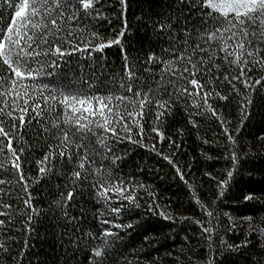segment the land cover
I'll list each match as a JSON object with an SVG mask.
<instances>
[{
    "label": "snow or ice",
    "instance_id": "snow-or-ice-1",
    "mask_svg": "<svg viewBox=\"0 0 264 264\" xmlns=\"http://www.w3.org/2000/svg\"><path fill=\"white\" fill-rule=\"evenodd\" d=\"M130 5L131 0H0V173L12 177L0 179V185L4 186L0 187V208L5 210L0 216L11 223L15 209L8 201L14 198L23 205L20 211L24 214V227L31 233L35 218L42 214L33 204L36 199L33 192L42 187V180L47 183L53 176H62L66 194L60 191L49 210L56 211L58 219H63L66 225L79 229L66 234L75 235L70 243L77 250L86 249L88 264H104L112 247L109 241L122 238L120 233L104 228L105 225L123 229L127 235L144 222L146 214L138 213L139 221L131 218L127 222L114 221L130 217L142 207L148 209L147 214L163 220L177 219L168 211L167 204L156 202L151 185L128 179L147 176V165L142 169L140 163L132 161L133 170L116 176L117 183L110 182L113 172L127 168L130 163L125 159L127 149L118 146L131 144L172 168L182 192L195 200V205L189 206H198L203 213L201 219L182 216L180 220L198 226L209 251L204 264H219L214 254L223 257L252 243L247 235L241 245L229 243L218 234L221 214L217 201L223 203L230 181L239 174L241 156L251 152L252 145L244 142L242 128L252 117L257 96L264 92V0H176L174 14L153 22L154 32L158 28L159 33L169 37L168 48L161 47L156 54L150 47L143 63L129 48ZM184 8L188 9V16H184ZM104 20L112 25L110 33L107 27L100 31V22ZM113 21L120 28H115ZM73 23L75 27L70 28ZM74 33L86 34V39H77ZM113 46L117 48L121 70L113 75L112 87L105 86V95L94 92L90 95L93 90L91 87L85 90L82 78L78 86L61 85L64 75L61 62L71 58L73 52L94 50L103 54ZM92 59L99 61L101 56ZM257 67L260 75L253 80L252 71ZM217 82V86L226 85L223 94L213 87ZM238 83L242 87H237ZM209 100L228 103L214 108ZM182 101L189 117L193 111L201 117L210 113L223 141L218 148L223 151L221 159L227 166L224 179H216L211 172L204 173L216 183V188L211 190L216 199L207 206L200 198L203 194L185 179L191 173L183 171L178 159L174 160L157 146L166 142L169 150L180 149L173 136L182 135V129L173 132L174 121L165 127V120L175 116V109ZM233 104L240 114L239 123L230 126L227 116L231 113L221 112L219 108ZM191 122L195 123V119ZM256 140L264 142V135ZM37 151L39 156L35 155ZM202 155L205 161L212 159L206 153ZM9 186L11 190H6ZM136 188L144 189L151 203L142 206ZM74 194L87 196L78 217L69 211V201L79 204ZM4 196L7 201L3 200ZM244 199L264 203L255 194H246ZM91 202H95L93 218L101 226L103 247L93 245L91 241L96 236L81 227V221L89 215L86 204ZM222 215L228 218L224 231H235L233 217L227 212ZM204 216L207 223L202 222ZM243 220L247 222L248 232L264 241V226H261L264 218L260 224H255L251 216ZM4 226L5 219H0V231ZM15 239L9 236L0 241V254L13 264H21L24 251L18 250L16 256H10ZM149 240L150 236L146 235L144 241ZM28 246L25 239L23 247Z\"/></svg>",
    "mask_w": 264,
    "mask_h": 264
},
{
    "label": "trees",
    "instance_id": "trees-1",
    "mask_svg": "<svg viewBox=\"0 0 264 264\" xmlns=\"http://www.w3.org/2000/svg\"><path fill=\"white\" fill-rule=\"evenodd\" d=\"M175 2L176 0H131L130 9L127 13L131 24V28L127 32L130 37L128 43L133 54L142 58L141 63L144 62V54L150 47H153L156 54L160 53L161 47L168 48L169 37L159 33L158 28L154 32L153 22L162 20L168 14H174L176 12ZM172 5L173 7H171ZM5 14L7 15V13ZM183 14L184 16L189 15L187 8H184ZM140 17H143V19L141 20ZM113 24L117 29L121 26L116 21H113ZM69 27L74 28L75 23ZM99 27L101 32L104 31L105 27L108 28L109 33L112 31V25H109L107 20L101 21ZM173 31L176 32L175 29ZM137 34L143 39H139ZM74 35L77 34L74 33ZM77 39H86V34L77 35ZM97 55L101 56L99 61L92 59ZM216 62H220L218 57ZM174 67L179 68L180 66L174 65ZM61 68L64 74L60 82L61 85L78 86L82 78L85 90L89 87L93 90L89 92L90 95L93 92L96 95H105V86L112 87V77L114 74L118 75L120 73L121 64L120 57L117 55V48L113 46L103 54H98L94 50H87L83 53L73 52L71 58L67 59L66 62H61ZM260 71L258 67L252 71L253 80L259 78ZM218 83H214L213 87L223 94L226 85L219 84L217 86ZM237 87H242V85L238 83ZM209 103L216 108L218 105H226L228 102L218 101L217 104L209 100ZM219 111L231 113L227 116V119L231 121L230 126L239 123L240 114L234 104L228 108L221 107ZM252 113V117L245 122L246 125L242 128L244 142L252 145L250 155L241 156L239 174L230 181L231 186L222 198L223 203L217 201L219 214H221V225L218 234L222 235L229 243L241 245L245 235H247L252 243L247 246L242 245L239 252L226 253L223 257L218 253L214 254L219 264H264V241H260L259 236L250 234L247 222L243 220V217L251 216L254 218L255 224H260L261 219L264 218V203H255L244 199L246 194H255L261 200H264V142L256 140L258 136L264 135V92L257 96ZM193 118L195 123L191 122ZM170 121H174L171 124L173 132L177 128L182 129V135L173 136L180 145V149L169 150L166 142L157 146L163 148L164 152L174 160L178 159L183 171L191 173L185 179L194 185L197 192L203 194L200 198L207 206L212 200L216 199L211 191L216 188V183L214 179L205 176L204 173L211 172L213 177L222 180L224 179V169L227 167L221 159L223 151L218 148V144L223 142L220 129L210 113L201 117L193 111L192 117H189L183 101L175 109V116L168 117L165 120V127L168 126ZM205 140H208L209 143L205 144ZM118 147L121 150L127 149L125 159H128L130 163L127 168H122L119 172H113V179L110 182L117 183L116 176H123L125 172L133 170L132 161L140 163L142 169L144 165H147V176L138 175L135 178L129 177L128 179H138L145 186L151 185V190L156 194V202L167 204L169 206L168 211L177 219L172 222L163 220L157 216L147 214L148 209L142 207L132 213L130 217H121L114 221V223H119L122 220L127 222L129 218L139 221L140 216L138 213L143 212L146 214L144 222L137 226L135 230H129L127 235H124L123 229H115L111 225H105L104 228L120 233L122 238L114 242L109 241L112 247L108 249L109 255L105 258L104 264H153L154 261L157 264H204L209 256V251L201 233L198 231V226L180 220L182 216H188L194 220L201 219L203 213L198 206H189L190 203L195 205V200H190L182 192V185L172 168L161 159H151L144 149L131 144H123ZM245 151L247 152L249 149L245 148ZM203 153H206L212 159L205 161ZM121 154H123L122 151ZM35 155L39 156V151ZM4 163L7 166V162ZM0 179L10 180L12 177L0 173ZM64 183L62 176H53L47 183L42 180L40 182L42 187L33 192L34 197H36L33 204L41 210L42 214L35 218L31 233H28L24 227L25 218L20 211L23 205L22 203L17 204L14 198L8 201L15 209L11 217V223L6 217L0 216V219H5L3 231H0V241L9 236L16 237L15 241L11 243L10 256H16L18 250L24 251L25 255L21 264H88V259L85 256L86 249L83 251L77 250L70 243V239H75V235L69 237L66 234L69 231L76 233L79 229L66 225L63 219H58L56 211L49 210V205L58 198L60 191H65L66 194L67 190L63 188ZM56 185L61 187L57 188ZM0 187L4 186L0 185ZM6 190H11V186ZM135 192L142 206L146 202L151 203V198L148 197L144 189L136 188ZM7 199L6 196L3 197V200L7 201ZM74 199L79 201V204L73 205L72 201H69V211L73 216L78 217L80 205L85 204L87 196L81 197L74 194ZM37 201L39 202L37 203ZM116 203L120 204L121 201H116ZM123 203L126 204L127 201ZM86 207L89 215L81 221V227L92 231L96 236V239L91 241L93 245L103 247L101 241L104 237L101 234V226L93 218V214L96 212L95 202L87 203ZM3 211L5 210L0 208V212ZM224 212L233 217V222L236 224L235 231H224L228 221V218L222 215ZM207 220L208 218L204 216L202 222L207 223ZM170 223L172 224L171 227ZM146 235L150 236V240L147 242L144 241ZM25 239L28 240L29 245L26 249L23 247ZM213 239H215V236ZM0 264H13V262L8 257L0 254Z\"/></svg>",
    "mask_w": 264,
    "mask_h": 264
}]
</instances>
